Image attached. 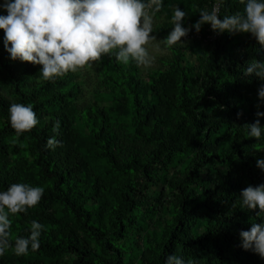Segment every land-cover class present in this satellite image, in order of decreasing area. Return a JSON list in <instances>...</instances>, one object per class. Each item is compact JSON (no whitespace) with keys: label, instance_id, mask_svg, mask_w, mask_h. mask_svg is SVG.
Returning a JSON list of instances; mask_svg holds the SVG:
<instances>
[{"label":"trees","instance_id":"obj_1","mask_svg":"<svg viewBox=\"0 0 264 264\" xmlns=\"http://www.w3.org/2000/svg\"><path fill=\"white\" fill-rule=\"evenodd\" d=\"M219 3L220 19L243 13L240 0ZM193 4L200 17L214 0ZM3 38L0 29V191L25 183L45 193L38 205L10 217L13 248L0 264H164L169 254L186 264H264L239 237L264 219L259 209H241L240 197L245 187L264 183L256 167L264 138L249 137L247 126L258 106L264 111L258 99L264 81L242 73L249 61L264 59V46L250 33H219L195 58L174 45L173 57L146 83L135 61L103 56L95 63L123 114L117 118L99 104L76 108L75 73L44 80L42 66L10 59ZM12 103L32 104L39 124L17 135ZM115 121L126 123L130 143L118 138ZM54 135L61 146L53 150L47 140ZM12 147L21 155L19 168ZM164 212L165 235H145L141 248L142 232ZM33 220L44 225L41 247L17 256L15 239L29 235Z\"/></svg>","mask_w":264,"mask_h":264},{"label":"clouds","instance_id":"obj_2","mask_svg":"<svg viewBox=\"0 0 264 264\" xmlns=\"http://www.w3.org/2000/svg\"><path fill=\"white\" fill-rule=\"evenodd\" d=\"M243 13L219 18V9H201L200 18L194 24L185 23L188 12L179 6L173 9L172 30L163 38L166 47L184 44L193 29L199 33L205 24L220 34L228 32L250 33L264 46V0H240ZM164 6V0H0V29L4 32L3 45L12 61L30 62L42 66L44 80L51 81L68 72H77L101 61L105 55L114 54L117 62L151 67L155 57L147 47L158 42L154 31V13ZM245 77L255 76L264 81V59H253L242 69ZM258 99L264 102V84L258 89ZM9 122L17 135L31 131L39 124L32 104L12 103ZM257 120L247 124L248 136L257 140L264 138V126L260 119L264 111L256 112ZM57 121L53 131L59 133ZM61 146L56 136L47 140V147ZM256 167L264 171V158L256 160ZM45 189L25 183L10 184L0 191V257L13 248L10 241V214L27 212L38 205ZM241 209L247 208L264 213V183L249 185L241 190ZM44 225L33 220L30 233L17 237L14 253L27 255L38 251ZM241 247L264 259V219L251 223L248 230L239 233ZM164 264H186L182 256L169 254Z\"/></svg>","mask_w":264,"mask_h":264},{"label":"rangeland","instance_id":"obj_3","mask_svg":"<svg viewBox=\"0 0 264 264\" xmlns=\"http://www.w3.org/2000/svg\"><path fill=\"white\" fill-rule=\"evenodd\" d=\"M179 6L182 10L188 12V17L185 21L187 24H194L200 17L197 14V9L193 4V0H167L163 8L159 12L154 13V33L157 36L158 42H150L147 46L152 56L155 57L154 63L151 67H138L139 78L143 83H146L151 77L158 74V71L163 69L165 62L169 61L173 57V51L166 47L163 43V38L172 30L171 18L173 15V9ZM219 37V33L213 31L211 26H203L201 31L197 33L195 29L186 38H181L184 44H176L186 49L189 55L194 58L200 55L209 41H214L215 38ZM77 80L80 85V92L73 102L74 106L78 109L86 108L91 105L99 104L110 108L112 111L113 118H117L119 115H123L120 109H116L113 105L111 96L109 95V89L106 82L103 79L100 65L93 63L92 66L84 67L75 72ZM115 129L118 138L123 144L130 143L129 131L126 123L123 121H115ZM10 158H12V164L19 168L21 155L17 154V149L12 147L10 149ZM187 158L184 157L182 161ZM181 166L177 167L176 170H180ZM162 187V183L159 184ZM168 196L172 198L171 189H167ZM164 212L160 213L149 223L147 230L142 232V240H140V247L143 248V237L150 233H157L159 239L165 235L167 230V222L169 216ZM15 214H10L11 218H14ZM129 253L126 257H129ZM128 262V261H126ZM131 264V263H130ZM135 264V263H132Z\"/></svg>","mask_w":264,"mask_h":264},{"label":"built area","instance_id":"obj_4","mask_svg":"<svg viewBox=\"0 0 264 264\" xmlns=\"http://www.w3.org/2000/svg\"><path fill=\"white\" fill-rule=\"evenodd\" d=\"M220 0H214V4H213V8L216 7L219 9V13H220V3H219ZM218 13V14H219Z\"/></svg>","mask_w":264,"mask_h":264}]
</instances>
